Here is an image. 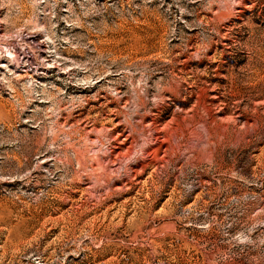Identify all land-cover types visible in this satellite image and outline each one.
Here are the masks:
<instances>
[{
	"label": "rangeland",
	"instance_id": "obj_1",
	"mask_svg": "<svg viewBox=\"0 0 264 264\" xmlns=\"http://www.w3.org/2000/svg\"><path fill=\"white\" fill-rule=\"evenodd\" d=\"M0 264H264V0H0Z\"/></svg>",
	"mask_w": 264,
	"mask_h": 264
},
{
	"label": "bare ground",
	"instance_id": "obj_2",
	"mask_svg": "<svg viewBox=\"0 0 264 264\" xmlns=\"http://www.w3.org/2000/svg\"><path fill=\"white\" fill-rule=\"evenodd\" d=\"M142 102V101H141ZM144 104V103H143ZM141 106H142V104H141Z\"/></svg>",
	"mask_w": 264,
	"mask_h": 264
}]
</instances>
